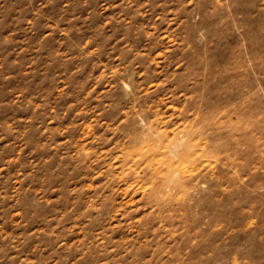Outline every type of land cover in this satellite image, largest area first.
I'll return each instance as SVG.
<instances>
[{
	"label": "rangeland",
	"instance_id": "rangeland-1",
	"mask_svg": "<svg viewBox=\"0 0 264 264\" xmlns=\"http://www.w3.org/2000/svg\"><path fill=\"white\" fill-rule=\"evenodd\" d=\"M0 264H264V0H0Z\"/></svg>",
	"mask_w": 264,
	"mask_h": 264
}]
</instances>
